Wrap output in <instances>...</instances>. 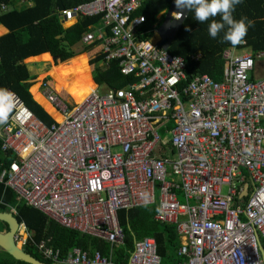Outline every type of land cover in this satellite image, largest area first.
<instances>
[{
    "label": "built area",
    "instance_id": "built-area-1",
    "mask_svg": "<svg viewBox=\"0 0 264 264\" xmlns=\"http://www.w3.org/2000/svg\"><path fill=\"white\" fill-rule=\"evenodd\" d=\"M142 1L88 0L60 11L65 19L99 15L106 31L87 32L82 42L101 39V62L117 60L134 79L101 92L96 84L81 101L42 81L39 95L61 116L40 105L49 124L7 89L14 95L1 94L11 112L0 123V183L16 200L110 247L124 241L119 210L157 202L154 218L175 223L182 239L178 264H264V50L226 47L220 81L206 73L188 79L168 38L142 37L144 16L135 14ZM167 16L179 21L185 12ZM14 241L50 262L118 264L78 247L61 258L23 222ZM126 264H162L154 239L136 240Z\"/></svg>",
    "mask_w": 264,
    "mask_h": 264
},
{
    "label": "trees",
    "instance_id": "trees-1",
    "mask_svg": "<svg viewBox=\"0 0 264 264\" xmlns=\"http://www.w3.org/2000/svg\"><path fill=\"white\" fill-rule=\"evenodd\" d=\"M17 0H0V23L8 32L0 36V89H10L17 94L33 114L49 124L51 117L37 104L28 92V81L32 76L22 63L27 56L36 55L49 51L54 56L65 59L75 55L73 46L80 40L82 33L90 23H98L99 16L81 18L76 24L63 28L58 18L62 9L72 7L78 3L88 0H32L31 6L16 8ZM173 0H143L135 14H142L144 22L140 30L144 32L143 38L152 35V29L158 25L157 14L169 7ZM2 5L5 7L2 8ZM234 19L243 18L248 25L243 46L255 53L264 50V0H241L232 13ZM215 18L199 23L194 20L193 13L185 10V17L172 23L174 33L171 36L167 49L172 54L182 56L186 61V73L188 79L196 73H206L215 80L222 79L223 59L221 52L226 47H231L227 41H221L223 31L217 34L215 39L207 32L208 23ZM98 42L84 47V51L92 49ZM97 48V54L91 59L92 63L102 60L104 56ZM196 52L200 53L197 59H192ZM42 53L33 57L34 59H49L42 56ZM86 63L85 74L89 76L90 67L87 64V54L82 53ZM67 60V59H66ZM65 61V60H64ZM63 61L54 66H59ZM53 66V67H54ZM90 77V76H89ZM94 81L108 87L117 88L124 86L134 77L126 76L119 72L118 61L110 60L105 68L95 67L93 71ZM56 89H65L70 94L72 78L67 80H54ZM88 84V91L95 88L91 79L85 81ZM34 86V85H33ZM31 92L34 87L31 86ZM1 95V94H0ZM76 98V97H75ZM0 109L8 110V106L0 98ZM170 127V124L167 125ZM163 135L165 130L161 129ZM3 154L0 152V160ZM236 202L239 200L235 198ZM0 211H8L9 206L15 209L14 216L19 222H23L32 233L34 241L45 240L54 249H58L60 257H64L73 247H78L90 252L98 250L102 255L111 254L112 259L118 264H126L127 258L133 249L134 242L143 237H152L156 244V253L162 264H178L184 257L177 255L180 245L174 227L165 222H158L153 219L156 205H143L118 211L119 224L124 232V241L119 246L110 247L105 240L74 229L65 228L54 220L48 218L38 209H35L21 200H16L14 193L0 183ZM240 201V200H239ZM238 201V202H239ZM244 202V200H242ZM9 205V206H8ZM4 229L5 223L0 221ZM264 249V238H261ZM23 249L34 257L49 263L36 250L32 244L23 246ZM0 264H28L24 261L14 259L8 253L0 249Z\"/></svg>",
    "mask_w": 264,
    "mask_h": 264
},
{
    "label": "crops",
    "instance_id": "crops-1",
    "mask_svg": "<svg viewBox=\"0 0 264 264\" xmlns=\"http://www.w3.org/2000/svg\"><path fill=\"white\" fill-rule=\"evenodd\" d=\"M33 4V2H32V0H28V1H24V2H22L21 0H17L16 1V3L14 4V6L16 7V8H20V7H23V6H31ZM175 11H181V12H185V10H181V9H178L175 5H174V2L172 1L171 2V4L169 5V7H167L166 9H164V10H162V11H160L158 14H159V16H158V14H157V22L159 21V18H164V24H162V26H160L159 25V23H158V25L157 26H154L153 27V29L151 30L152 31V35L149 37V39H151V41H159L162 37H166V38H168L169 40H170V38H171V36L173 35V33H174V27H173V25H172V23L175 21V20H173L172 18H169L168 16H167V13L168 12H175ZM94 16H99V15H94ZM83 17H89V16H81V17H76V18H72V19H65L61 14H60V12H59V16H58V18H59V20H60V23H61V25H62V27L63 28H68V27H71L72 25H74V24H76L81 18H83ZM68 20H72V22L70 23V24H67L66 26L64 25L65 24V22L66 21H68ZM156 29V31H157V35H158V39H153L152 38V36H153V33H154V30ZM106 30H105V28L103 27V25H102V21H101V18H100V16H99V21H98V23L96 22V23H90V24H88L87 25V29H85V31L82 33V36H81V38H80V40L72 47L73 48V50L75 51V55H73V56H71V57H74V56H77V55H79V54H81V53H86L87 54V64H88V62L90 63V64H96L97 62H95V63H92L91 62V59L92 58H94L95 57V55L97 54V48L99 47L101 50H102V47H103V44H102V40L101 39H95V40H93V41H91V42H89V43H83L82 42V37L84 36V34L85 33H87V32H91V33H93L94 35H97V33L98 32H105ZM8 32V29L3 25V24H1L0 23V36L1 35H4L5 33H7ZM103 36H105V34L103 35ZM98 42L92 49H88L89 50V52L91 53L90 55H88V50H86V51H84V47L85 46H88L89 44H92V43H94V42ZM79 44H81L82 45V47H81V49H76L75 47H78L77 45H79ZM245 49V48H244ZM101 50H100V53H101ZM245 50H247V49H245ZM42 53H47L48 55H49V59H47V60H41V59H34L33 57H35V56H38V55H40V54H42ZM199 54V56H200V53L199 52H196L195 54ZM194 54V55H195ZM71 57H67V58H65V59H60V58H58V57H56V56H54L53 54H51L49 51H44V52H41V53H39V54H36V55H31V56H27V57H25L24 59H22V63H24L25 65H26V68H27V70H28V72H29V75H31L32 77L28 80L29 82H30V84H29V86H28V92L30 93V95H31V97H32V99L37 103V104H39V105H41L36 99H35V97H34V95H33V93L31 92V90H30V88H31V86L32 85H34V84H38V86H40V83L42 82V81H47L49 84H50V86L51 87H53V89H55L60 95H62L66 100H71V98H73L69 93H67L66 92V90L65 89H63V88H61V89H56L55 88V81H54V78L52 77V75L51 74H49L48 73V71L51 69V67L52 66H54V65H56L57 63H59V62H61V61H64V60H66V59H68V58H71ZM100 62H101V60H99ZM36 62H45V63H48L49 65H50V67L49 68H46L45 70H43V71H41V72H39V71H35V73L34 74H31V72H30V70H29V65H30V63H36ZM102 63V68H105V67H107L108 66V63L107 64H104L103 62H101ZM89 66V65H88ZM93 71H94V69H93ZM92 71V72H93ZM91 72V71H90ZM90 72H89V76H90V79H91V81H92V83L94 84V85H96V84H98V83H96L95 81H94V77H92L91 75H90ZM42 75L41 77H38V75ZM101 85V84H100ZM96 87V86H95ZM105 88L107 89V88H111V87H108V86H105ZM9 89V88H8ZM7 90V89H6ZM10 90V89H9ZM39 90H40V88L38 89V87L36 88V92L38 93L39 92ZM39 94V93H38ZM0 98H1V95H0ZM2 99V98H1ZM3 100V99H2ZM4 101V100H3ZM6 103V102H5ZM6 112H8V110L6 109L5 110ZM178 198L180 199H182L183 200V197H182V195L180 194V193H178ZM242 200L243 199H241L239 202L237 201V203H241L242 202ZM155 205H156V209H157V202L156 203H154ZM156 212V211H155ZM154 215H155V213H154ZM154 215H153V219L154 220H156L155 218H154ZM157 221V220H156ZM158 222H160V221H158ZM166 224H169V225H172L173 227H174V231H175V233H176V235H177V237L179 238V242H180V245H181V243H182V239H181V237L178 235V233H177V230H176V224L175 223H173V222H165ZM3 230H4V228H2ZM152 238V237H151ZM179 245V246H180ZM262 245V244H261ZM263 247V246H262ZM179 248V247H178ZM264 250V249H263ZM178 255V254H177Z\"/></svg>",
    "mask_w": 264,
    "mask_h": 264
},
{
    "label": "clouds",
    "instance_id": "clouds-1",
    "mask_svg": "<svg viewBox=\"0 0 264 264\" xmlns=\"http://www.w3.org/2000/svg\"><path fill=\"white\" fill-rule=\"evenodd\" d=\"M173 2L178 9L191 11L194 20L199 23L219 15V20L212 19L207 26L208 35L213 39L223 31L221 41H227L231 46H236L246 34L248 25L244 19H234L232 15L241 0H173ZM0 94L8 97L14 95L4 89H0ZM6 119L7 112L0 109V123Z\"/></svg>",
    "mask_w": 264,
    "mask_h": 264
},
{
    "label": "rangeland",
    "instance_id": "rangeland-1",
    "mask_svg": "<svg viewBox=\"0 0 264 264\" xmlns=\"http://www.w3.org/2000/svg\"><path fill=\"white\" fill-rule=\"evenodd\" d=\"M158 16H159V14H158ZM71 22H72V20H68L65 22L64 25L66 26L67 24H70ZM158 23L160 26H162V24H164V18H159ZM157 37H158V35H157V31L155 29L152 38L158 39ZM77 46L78 47H75L76 49H78V48L81 49V47H82L81 44H79ZM87 53H88V55L91 54L89 52V50ZM42 56H48V54H44ZM41 60H46V59H41ZM88 65L90 67L91 72L90 71L89 72H90V75L92 77H93L92 71L95 67L102 68V63L100 61H98L96 64H90L88 62ZM49 67H50V65L48 63L36 62V63H30L29 70H30L31 74H34L35 71L41 72V71H43ZM85 71H86V63L84 60V56L81 53L77 56L68 58L67 60L63 61L59 66H54V67L52 66L51 69L48 71V73L52 75L54 80H63L64 81V80H67V77L72 78L70 91L72 93H75V92H73L72 89H76L78 91H81L80 94H82L83 91H85L86 88L88 87V84L85 81L89 80V78H90L88 75L85 74ZM41 76L42 75H40V74L38 75V77H41ZM36 86H37V84L32 86V87H34V90H35ZM105 86L106 85H104V84H101V85L97 84V91L98 92L103 91L104 89H106ZM61 97H63V96L61 95ZM221 191L226 192V186H222ZM180 200H182V199L180 198ZM2 228H3V225L0 224V231H3Z\"/></svg>",
    "mask_w": 264,
    "mask_h": 264
},
{
    "label": "water",
    "instance_id": "water-1",
    "mask_svg": "<svg viewBox=\"0 0 264 264\" xmlns=\"http://www.w3.org/2000/svg\"><path fill=\"white\" fill-rule=\"evenodd\" d=\"M247 186L248 184L245 183L241 196H245L247 194ZM0 221L5 223L7 226L6 230L0 231V249L8 253L14 259L24 261L28 264H67L57 262L47 263L34 257L33 255L25 251L22 247H20L18 244H16L14 241V234L18 228L19 221L12 212L0 211ZM258 250L262 260L264 261V250L260 241H258Z\"/></svg>",
    "mask_w": 264,
    "mask_h": 264
},
{
    "label": "bare ground",
    "instance_id": "bare-ground-1",
    "mask_svg": "<svg viewBox=\"0 0 264 264\" xmlns=\"http://www.w3.org/2000/svg\"><path fill=\"white\" fill-rule=\"evenodd\" d=\"M35 85V84H34ZM33 86V85H32ZM38 87V84H37V86H36V88ZM36 88H35V90L32 92L33 93V95H34V97H35V99L42 105V107L47 111V112H49L56 120H60L61 119V116L58 114V113H56L55 111H53L51 108H50V106L46 103V101L36 92ZM70 88H71V86H70ZM88 88H86V90L85 91H83V93L82 94H80L81 93V91H78V90H76V89H72L73 90V92H75V93H72L71 91H69L70 92V95L74 98V100L75 101H81L82 99H84L91 91H88L87 90ZM94 90V89H93ZM76 97V98H75ZM18 244V243H17ZM19 245V244H18Z\"/></svg>",
    "mask_w": 264,
    "mask_h": 264
},
{
    "label": "flooded vegetation",
    "instance_id": "flooded-vegetation-1",
    "mask_svg": "<svg viewBox=\"0 0 264 264\" xmlns=\"http://www.w3.org/2000/svg\"><path fill=\"white\" fill-rule=\"evenodd\" d=\"M4 230H6V229H4Z\"/></svg>",
    "mask_w": 264,
    "mask_h": 264
}]
</instances>
